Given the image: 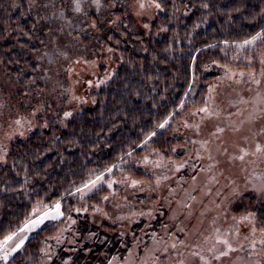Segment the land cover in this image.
<instances>
[{"label": "trees", "instance_id": "1", "mask_svg": "<svg viewBox=\"0 0 264 264\" xmlns=\"http://www.w3.org/2000/svg\"><path fill=\"white\" fill-rule=\"evenodd\" d=\"M68 2L0 0V93L20 100V114L39 104L34 129L12 139L0 161V243L27 223L37 205L61 202L70 211L89 201V213L97 212L110 188L101 186L85 199L75 195L77 189L111 172L146 180L149 175L137 164L180 158L182 153L171 152L175 146L184 149L173 126L181 114L206 104L214 65L259 68L264 54V0H152L157 15L146 31L136 29L129 0H119L118 7L103 9L100 25L119 66L109 82L94 90L91 107L63 119L41 93L61 57L52 54L54 42L63 43L54 40L55 20L59 11L68 15ZM89 15H68L84 40ZM257 36L254 47L241 51ZM233 209L258 214V221L246 218L255 221V229L264 226V201L236 200ZM236 218L221 228L223 236L231 235V224L238 226ZM64 223L40 228L9 264H42L47 242ZM109 228L116 230L93 227L96 234ZM249 242L244 249L255 247V241Z\"/></svg>", "mask_w": 264, "mask_h": 264}, {"label": "rangeland", "instance_id": "2", "mask_svg": "<svg viewBox=\"0 0 264 264\" xmlns=\"http://www.w3.org/2000/svg\"><path fill=\"white\" fill-rule=\"evenodd\" d=\"M68 1V15L90 13L85 27L88 40L81 39V30L65 12H57L54 40L65 47L54 42L52 54L61 57L53 62L41 93L57 105L63 119L91 107L94 90L109 82L119 66L110 40H105L107 32L100 27L103 9L118 7L119 0ZM128 11L136 29L146 31L157 6L152 0H129ZM258 38L244 43L241 51L254 47ZM262 56L259 68L214 65L216 78L206 104L181 114L173 126L184 149L175 146L171 152L182 153L180 158L137 164L149 175L146 180L111 172L77 189L75 195L85 199L101 186L110 188L97 212L89 213L87 200L70 211L61 202L37 205L27 223L0 243V264H9L40 228L61 220L65 223L47 242L42 264H161V258H170L165 264H264V226L255 229V221L249 219L258 221V214L233 209L236 200L264 201ZM196 91L194 85L191 94ZM19 105L16 97L0 93V161L12 139L35 127L39 104L23 114ZM236 215L238 226L231 224V235L223 236L221 228ZM102 225L116 230L96 234L93 227ZM230 238L234 244L227 242ZM252 241L254 248H243Z\"/></svg>", "mask_w": 264, "mask_h": 264}]
</instances>
